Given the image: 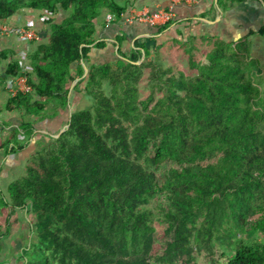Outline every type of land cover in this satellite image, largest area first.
Masks as SVG:
<instances>
[{
    "label": "trees",
    "instance_id": "16d2710c",
    "mask_svg": "<svg viewBox=\"0 0 264 264\" xmlns=\"http://www.w3.org/2000/svg\"><path fill=\"white\" fill-rule=\"evenodd\" d=\"M135 1L0 0V20L31 9L49 24L30 70L12 60L1 78L24 76L31 91L8 96L20 115L0 149L33 136L38 147L0 209L33 214L39 264H264V69L248 41L264 26L235 44L180 31L137 40L88 66L105 47L100 18L122 21ZM73 91L86 106L69 110ZM63 112L57 137L35 132Z\"/></svg>",
    "mask_w": 264,
    "mask_h": 264
},
{
    "label": "crops",
    "instance_id": "0c3cea01",
    "mask_svg": "<svg viewBox=\"0 0 264 264\" xmlns=\"http://www.w3.org/2000/svg\"><path fill=\"white\" fill-rule=\"evenodd\" d=\"M138 1H143V4L140 6ZM217 1L218 0H136L131 4L127 12L141 10L156 11L159 9L171 8L176 15L175 20L178 23L177 26H173L175 32H177V30L182 31L180 25L185 23V28L189 30L188 35H218L225 41L233 40L234 37H236L237 40L235 41L238 42L240 39H243L249 31H257L264 26V0H243L239 3L227 2V4L224 3L226 7H219ZM61 12L62 11H59V13L54 16V19L58 18ZM108 15L109 14H106L100 18L94 34L95 41L104 42L105 47L103 49H94L91 51L87 64L88 66L89 64H101L112 61L120 57L118 55L119 48L122 52H129L130 49L134 47V43L137 40H142L147 45H150L154 43V38L160 40L162 38L166 39L168 37H173L172 32L174 30L172 28L159 35L155 33L156 26H150L137 21H108ZM47 18L48 16L43 11L23 9L18 11L10 19L0 20V52H7L6 58L9 56L10 61L27 59L29 52L34 50L38 44L45 42L49 36V24L47 25V23H45V19ZM18 27H33L37 34V39L28 41L19 37L14 33ZM118 36L124 37L120 46L117 43ZM253 39H257V42L264 40L258 35L248 37L250 42H252ZM25 62H27V60H25ZM5 67L6 66H2L0 68V70H2L0 71V82L1 77L4 76ZM6 80L5 83L7 84ZM3 81L4 80H2V82ZM6 88V90L9 91L8 84ZM73 93L74 92L70 93L71 97ZM73 107L74 104L71 103L69 110ZM65 115L66 113L63 112L52 119H46L43 121L42 127L40 129L38 127L36 131L42 133L44 131L49 132L59 129L66 120ZM1 116L6 118H0V133H9L12 127L18 125V119L14 121L12 117L10 118V116H13L12 112H2L0 109V117ZM17 261L18 259L16 258L13 259L12 262L17 264ZM5 263L6 262H0V264Z\"/></svg>",
    "mask_w": 264,
    "mask_h": 264
},
{
    "label": "rangeland",
    "instance_id": "374dc122",
    "mask_svg": "<svg viewBox=\"0 0 264 264\" xmlns=\"http://www.w3.org/2000/svg\"><path fill=\"white\" fill-rule=\"evenodd\" d=\"M140 6L143 4V1H138ZM145 4V3H144ZM131 5H129L130 7ZM128 10L129 11V8ZM128 14L132 13V11L127 12ZM129 14V15H130ZM66 15L65 12H61L58 18L54 19V22L58 23L64 16ZM104 14L103 16H105ZM54 18V17H53ZM48 25V24H47ZM49 26V25H48ZM174 25H172L170 28H172L174 31L173 36H178L176 34L175 29L173 28ZM177 26V25H175ZM179 27V26H178ZM186 27V24H181L180 33H182V37H187L189 30ZM33 28V27H32ZM179 31V30H177ZM199 35V34H197ZM201 35V34H200ZM261 39H264L261 37ZM235 40L236 37H234L233 40H230L229 42L237 43ZM249 41V40H248ZM250 56L253 58L258 59L264 69V40L257 42V39H253L252 42H250ZM30 53V52H29ZM144 57L140 58L138 61V64L144 61ZM18 60V59H17ZM27 60V62H25ZM20 59L19 61L22 63L23 68L26 71L30 70V63L27 59ZM10 62V57L7 56L6 59H2L0 57V68L2 66H6ZM28 63V64H27ZM87 66V65H86ZM2 71V70H0ZM264 78V74L262 75ZM2 78V77H1ZM11 77L6 78L8 81H10ZM5 79V80H6ZM5 80L0 82V109L1 111H5L4 106L7 101V98L9 96V91L6 90L7 84L5 83ZM6 80V81H7ZM82 87V85H80ZM73 95L71 97V102L74 104V108L76 106L84 107L87 104V101H84L79 97V94H77L75 91H73ZM79 97V98H78ZM13 116L12 120L16 121L19 119V113L18 112H12ZM1 119H5L6 117L1 116ZM18 122V121H17ZM65 126H61L59 129H54L55 131H49V132H42L43 134L50 133V138L57 137V133L63 130ZM60 130V131H59ZM38 132V131H35ZM9 136V133H0V146L5 143L7 140V137ZM39 139V138H38ZM35 137L33 136L29 141H27L26 147L21 150L20 152L16 154H11L5 152V150L0 149V198L3 197L5 199L9 200L8 195V186L9 184L19 179L23 173L24 169L26 167V164L28 162V159L31 155V153L38 147L36 143H34ZM0 213V262H6L5 264H14L13 259H18L17 264H39L40 261H42L45 257L40 256L37 253V250L34 248V243L37 242V236L36 231L32 227V223L34 222V217L31 212H28L26 208H17L16 210H11L9 207H3ZM47 264H52V262H47Z\"/></svg>",
    "mask_w": 264,
    "mask_h": 264
},
{
    "label": "built area",
    "instance_id": "2783aa9c",
    "mask_svg": "<svg viewBox=\"0 0 264 264\" xmlns=\"http://www.w3.org/2000/svg\"><path fill=\"white\" fill-rule=\"evenodd\" d=\"M130 14V13H129ZM128 13L124 16L123 21L126 22H142L150 26H162L168 22L175 20V13L173 9H159L156 11H132L129 15ZM108 21L114 20L113 16H107ZM14 33L23 39L28 41H33L37 39V34L31 27H18ZM9 80V79H8ZM7 80L9 87V95L14 96L18 92H30L31 87L27 85L25 77H16L10 78V81Z\"/></svg>",
    "mask_w": 264,
    "mask_h": 264
},
{
    "label": "water",
    "instance_id": "95a60500",
    "mask_svg": "<svg viewBox=\"0 0 264 264\" xmlns=\"http://www.w3.org/2000/svg\"><path fill=\"white\" fill-rule=\"evenodd\" d=\"M84 70H85V75H86V74L88 73V68H87L86 66H84ZM75 82H76V81H75ZM75 82H74V83H75ZM66 128H67V127H65L63 130H61L60 133L63 132Z\"/></svg>",
    "mask_w": 264,
    "mask_h": 264
}]
</instances>
